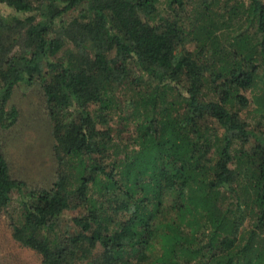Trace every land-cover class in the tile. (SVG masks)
<instances>
[{"label": "trees", "instance_id": "trees-1", "mask_svg": "<svg viewBox=\"0 0 264 264\" xmlns=\"http://www.w3.org/2000/svg\"><path fill=\"white\" fill-rule=\"evenodd\" d=\"M0 215L44 264H264V0H0ZM37 92L50 177L8 134ZM73 211H76L72 213Z\"/></svg>", "mask_w": 264, "mask_h": 264}, {"label": "rangeland", "instance_id": "rangeland-1", "mask_svg": "<svg viewBox=\"0 0 264 264\" xmlns=\"http://www.w3.org/2000/svg\"><path fill=\"white\" fill-rule=\"evenodd\" d=\"M0 7L5 13V8ZM27 91V88H20L14 98L28 109L22 114L23 120L8 134L6 151L19 176L27 178L30 183L45 182L50 177V121L47 114L37 107L41 99L36 91V95L20 100L22 93ZM13 199L11 207L0 215V264H44L38 252L21 245L13 237V222L23 216L17 191L13 192Z\"/></svg>", "mask_w": 264, "mask_h": 264}]
</instances>
